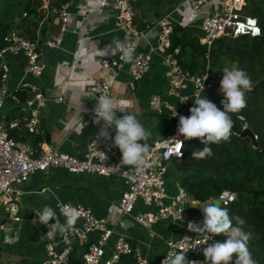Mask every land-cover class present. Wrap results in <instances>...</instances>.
I'll use <instances>...</instances> for the list:
<instances>
[{
	"label": "built area",
	"instance_id": "1",
	"mask_svg": "<svg viewBox=\"0 0 264 264\" xmlns=\"http://www.w3.org/2000/svg\"><path fill=\"white\" fill-rule=\"evenodd\" d=\"M78 5L77 11H72L70 1L61 6H50L47 0V13L59 14L60 27L56 35L44 40L41 44L40 37L31 38L14 28L8 30L3 39H0L2 43L0 46V111L5 105L8 95L20 101L17 92L21 86H17L12 92L9 90L8 81L11 64L8 54H23L26 57L27 72L40 76L44 70V63L41 58L42 47L62 45L66 33L71 28L72 23H75L74 20H77L76 22L80 26L87 28L106 20L110 14L115 16L117 28L123 34L121 41L134 50V58L129 64L131 76L129 83L132 87L135 86L136 80L142 78L150 69L154 52H161L167 64L166 75L169 82V93L177 96L180 104H188L191 100L185 115L190 116L189 110L195 106L194 101L197 95L201 96L204 90L215 85L216 78H221V73L211 79L209 70L203 73H192L182 68L174 52L170 49L171 32L175 20L169 14L158 19L156 23L157 41L152 43L150 38L154 26H148L145 29L139 28L135 22L136 9L133 0H100L98 8H92L89 0H84ZM182 5L183 11H188V13L187 17L179 22L186 27L193 26L198 22L201 29L200 41L209 47L220 36L254 35L257 30L258 34L261 33V26L257 17L243 13L246 0H182ZM91 10L95 14L94 22H86L84 18L81 20L77 18L78 15L85 17L87 12ZM143 40L148 42L147 47L143 46ZM114 48L115 46L111 49H104L100 43H96V49L101 54L98 62L111 72L113 81L118 76L119 68L125 63L120 59L121 53L119 51H115L113 54ZM206 77H208L207 80H205ZM197 82L200 85L204 83V88L199 87ZM189 87H192L191 92L186 91ZM86 90L88 100L101 95L109 96L111 84H109V80L100 79L89 84ZM62 98L59 96V99ZM47 100L46 91L37 88L31 96L23 101L27 108L25 126L29 132L35 133L39 130L40 112ZM149 106L156 113H163L166 109L171 108L173 117H179L181 114L179 110L172 107L169 99L160 93L151 95ZM173 109L177 113L176 116H174ZM93 116L95 117L94 112ZM238 118L241 121L243 131L251 129L244 114L239 113ZM15 124L14 121L10 123L11 126ZM178 124L166 136L148 143L147 159L151 166L140 173L131 166L120 165L122 159L120 150L111 146V142L103 138L96 141V134L89 139L82 156L58 148H44L37 154V150L31 142L10 136L7 126L0 122V196L5 199L6 210L13 214L16 220L22 218V215L18 213L21 201L20 187L28 182L33 172L38 170L45 171L50 167L63 166L71 172L116 174L122 177L127 185L119 204H117L119 218L116 221L112 215L102 217L95 215L93 210L85 204L70 201L60 202L59 205L61 206L68 204L79 210V218L83 220L84 228L76 227V231L60 234V240H55L56 234L51 237L47 236L49 229L45 227L46 230L43 232L42 238L45 241L47 257L43 264H68L74 242H86L88 232L93 230H98L99 234L89 242L88 249L83 254L82 264H117L124 253H134L137 260L136 264H151L148 258L132 244L125 233H120L112 245L110 239L116 231V225L123 227L129 225L127 216L130 214H133L135 221L148 227H152L158 219L162 218H170L174 222L185 220L184 210L190 195L180 181L176 182L175 191L170 192L167 180L171 161L181 158L184 151L185 138L179 134ZM101 125L102 122L98 125V130ZM110 131L112 132V130ZM252 138L253 145L256 146L257 133L252 131ZM216 198L221 204H228L236 198V192L226 188ZM139 200L154 209L135 212ZM35 211L42 210L35 209L26 218L36 224L37 222H34L37 219ZM203 219L204 214L201 211L195 221L202 223ZM216 241L221 242L219 235L210 239L208 244ZM208 244H205V235H198L193 232L184 233L178 238H170L167 240V248L160 259V264L170 251L184 252L186 260L195 261V264H204L203 251Z\"/></svg>",
	"mask_w": 264,
	"mask_h": 264
},
{
	"label": "crops",
	"instance_id": "2",
	"mask_svg": "<svg viewBox=\"0 0 264 264\" xmlns=\"http://www.w3.org/2000/svg\"><path fill=\"white\" fill-rule=\"evenodd\" d=\"M0 1V22L20 21L22 0ZM82 1L84 0H70L72 11H77L78 4ZM89 2L92 8L100 6V0H89ZM133 3L136 9L135 22L139 28L145 29L148 26H154L150 38L152 43L157 41L156 23L161 16L169 14L179 22L184 20L188 13V11H183L182 0H133ZM77 18L80 20L84 18L86 22L92 23L95 14L91 10L85 17L78 15ZM50 19L52 21L46 23ZM76 21L74 20L75 23H72L66 33L62 45L41 48L44 70L40 76L27 72L26 57L23 54H8L11 64L8 81L10 92L14 91L17 86H21V88H29L33 93L35 89L42 88L48 94L47 103L40 112L39 130L35 133L30 132V135L41 138L37 144L38 152L44 148H58L82 156L89 139L98 130L93 116V109L98 97L88 100L86 88L96 80L113 81L111 72L98 62L101 54L96 49V43H100L104 49H111L115 46L114 38L123 39L122 32L117 28L115 16L110 14L106 20L87 28L80 26ZM42 23L44 25L41 30H38L37 37L41 38L46 35L47 39L52 38L60 27L59 14L47 13L40 21V24ZM188 29L190 33H197L199 36L201 34L198 22L189 26ZM147 44L148 42L143 40V46L147 47ZM129 64L130 62H125L119 68L118 76L113 82L126 86V94L119 98L131 99V108L119 109L117 115L134 111L137 114V119L151 134L149 139L144 142L148 144L166 136L179 122V117L171 115V108L166 109L163 113L152 111L149 106L151 95L160 93L168 98L172 107L181 112L180 116L186 115L191 100L188 104H180L178 97L169 93V82L166 75L167 64L161 52H154L150 69L142 78L136 80L134 87L129 83L131 79ZM221 80V78H216L213 87L220 89L218 83ZM209 89L204 90L200 97H207L212 101L216 95L210 93ZM186 91L191 92L192 87ZM112 94L111 86L109 96ZM219 94L221 93L218 92L217 95ZM59 96L63 98L59 99ZM23 101L21 98L20 101H17L11 95L6 97L5 105L0 111V122L6 125L8 130L19 126L21 120L25 126L27 108ZM13 121L16 124L11 126L10 123ZM112 132L114 136L115 130L112 129ZM167 180L169 191L174 192L176 182L180 180V174L173 160L169 165ZM126 187L122 177L116 174L71 172L63 166H54L45 171L33 172L28 182L20 187L21 201L18 213L22 215L21 219H14V215L5 208V199L0 196V264H43L45 261L47 255L42 234L46 228L42 224L30 222L26 218L35 209L43 210L45 206H51L57 209V214L60 216L57 205L63 201H70L89 206L99 217L112 215L116 221L119 218L117 204H119ZM200 207L201 203L190 197L184 210L185 220L183 222L162 218L158 219L152 227L135 221L133 214H130L127 216L129 221L127 227L115 226L116 231L110 239V244L112 245L120 233H125L151 264H160V259L167 248V240L178 238L189 232L187 224L196 222V218L202 211ZM150 209L154 208L139 200L135 212H144ZM60 219L63 222L62 216ZM75 227L83 229V220L79 218ZM98 234V230L88 232L86 242L94 240ZM55 240H60V233H56Z\"/></svg>",
	"mask_w": 264,
	"mask_h": 264
},
{
	"label": "trees",
	"instance_id": "3",
	"mask_svg": "<svg viewBox=\"0 0 264 264\" xmlns=\"http://www.w3.org/2000/svg\"><path fill=\"white\" fill-rule=\"evenodd\" d=\"M50 6H61L70 0H48ZM47 0H22L20 21L0 22V39L8 30L16 28L31 38L38 36L44 23L40 21L47 14ZM244 14L257 17L261 26L258 35L217 37L210 47L200 41L197 33H190L189 27L174 21L171 32V50L183 69L192 73L210 72L213 79L218 73L223 77L224 68L244 70L252 81V90L246 93V107L242 113L248 119L251 130L257 133L256 146L253 138L243 133L239 113H230L233 120L232 134L227 142L209 145L213 155L202 159H192L191 154L202 148L198 138L184 140L183 156L174 159L180 174V183L191 198L201 203V209L214 199L223 189L236 192V198L228 204H218L229 210L231 217L239 216L245 223L234 226L250 236L248 247L256 264H264V0H246ZM47 20L46 23L51 22ZM47 39L40 38V44ZM0 42V46H1ZM18 96L25 100L33 94L29 88H21ZM223 93L216 95L212 102L223 110ZM9 135L16 139L32 142L37 150L39 136H32L21 120L19 126L12 127ZM38 154V153H37ZM215 204V203H214ZM221 242L226 237L219 235ZM88 242L75 241L68 264H82ZM134 253H124L117 264H136Z\"/></svg>",
	"mask_w": 264,
	"mask_h": 264
},
{
	"label": "clouds",
	"instance_id": "4",
	"mask_svg": "<svg viewBox=\"0 0 264 264\" xmlns=\"http://www.w3.org/2000/svg\"><path fill=\"white\" fill-rule=\"evenodd\" d=\"M255 34H258V30ZM113 43L115 45L113 54L119 51L122 61L133 60L134 50L131 46L119 38H114ZM222 72L220 90L224 96L221 101L223 110L207 97L201 98L197 95L195 106L189 110L190 116H179V134L187 140L198 138L203 145L202 148L192 152L191 157L195 160L213 155L209 145L229 141L233 128V120L229 114L239 113L246 107V93L252 90V81L244 70L226 67ZM109 84L113 88V94L99 96L93 109L95 122L98 125L102 122L96 133V141L100 138L110 141L111 146L118 148L122 153L120 165L131 166L137 172L143 173L151 166L147 159L149 146L144 143L151 134L137 119L134 111L117 115V110L131 108V99L119 98L126 94V86L114 83L112 80H109ZM197 84L204 88V83L200 85L197 82ZM173 112L176 116L175 109ZM112 129L115 130L114 136L110 131ZM57 208L60 216L63 217V222L57 214V209L51 206H45L42 211H35L37 219L34 222L47 227L49 237L56 233L67 234L76 231L75 226L80 217L79 210L71 205H57ZM201 210L204 214L203 222H189L187 224L189 232L205 235V244H208L214 236L226 237L223 242L208 244L203 251L204 264H256L248 247L250 236L242 230V227L233 225V220L237 225H243L245 223L243 218L231 217L227 208L214 203L207 204ZM162 264H195V261L186 260L184 252L170 251Z\"/></svg>",
	"mask_w": 264,
	"mask_h": 264
},
{
	"label": "rangeland",
	"instance_id": "5",
	"mask_svg": "<svg viewBox=\"0 0 264 264\" xmlns=\"http://www.w3.org/2000/svg\"><path fill=\"white\" fill-rule=\"evenodd\" d=\"M218 84H219V86H220L221 81H220V83H218ZM218 84H217V85H218ZM209 92H210V93H213L214 95H217L218 92H219V93H222L221 90L218 89V87H212V88H210V89H209ZM215 199H216V198H215ZM215 199H214L213 201H214L215 204L218 205L219 202H218L217 200H215Z\"/></svg>",
	"mask_w": 264,
	"mask_h": 264
},
{
	"label": "water",
	"instance_id": "6",
	"mask_svg": "<svg viewBox=\"0 0 264 264\" xmlns=\"http://www.w3.org/2000/svg\"><path fill=\"white\" fill-rule=\"evenodd\" d=\"M243 133H247V134H249V135L252 136V130H251V129H249V130H244ZM215 200H217V201L219 202L218 204H221V202H220L217 198H216Z\"/></svg>",
	"mask_w": 264,
	"mask_h": 264
}]
</instances>
